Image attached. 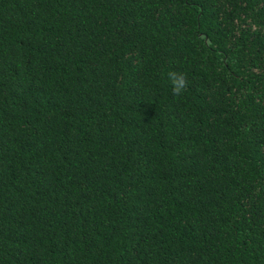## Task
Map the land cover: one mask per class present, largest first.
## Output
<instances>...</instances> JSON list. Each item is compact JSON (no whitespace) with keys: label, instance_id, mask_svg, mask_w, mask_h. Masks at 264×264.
Segmentation results:
<instances>
[{"label":"trees","instance_id":"1","mask_svg":"<svg viewBox=\"0 0 264 264\" xmlns=\"http://www.w3.org/2000/svg\"><path fill=\"white\" fill-rule=\"evenodd\" d=\"M0 264H264V0H0Z\"/></svg>","mask_w":264,"mask_h":264},{"label":"clouds","instance_id":"2","mask_svg":"<svg viewBox=\"0 0 264 264\" xmlns=\"http://www.w3.org/2000/svg\"><path fill=\"white\" fill-rule=\"evenodd\" d=\"M171 84V91L174 96L182 95L189 86V81L185 73L170 71L167 74Z\"/></svg>","mask_w":264,"mask_h":264}]
</instances>
